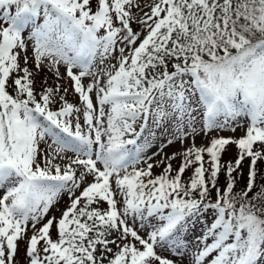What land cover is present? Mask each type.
Here are the masks:
<instances>
[{"label": "snow or ice", "instance_id": "snow-or-ice-1", "mask_svg": "<svg viewBox=\"0 0 264 264\" xmlns=\"http://www.w3.org/2000/svg\"><path fill=\"white\" fill-rule=\"evenodd\" d=\"M261 162L264 0H0V264H264Z\"/></svg>", "mask_w": 264, "mask_h": 264}, {"label": "rangeland", "instance_id": "rangeland-1", "mask_svg": "<svg viewBox=\"0 0 264 264\" xmlns=\"http://www.w3.org/2000/svg\"><path fill=\"white\" fill-rule=\"evenodd\" d=\"M146 2H147V0H139V3H141V4H144ZM132 11L138 12V9L134 7L132 9ZM144 11L147 12V11H150V9L148 7H145ZM139 15H143V13L140 12ZM132 27L134 30L138 31L141 26L139 24L133 23ZM21 63H23V61H21ZM97 63H98V61H97ZM106 63H107V61H106ZM111 63H115V60H112ZM29 67L33 71L34 80H35L34 87H35V90L37 93H39L44 87L55 86L57 83H59L61 85L62 89L63 88L68 89L66 99L69 102L79 106L78 95L74 92L73 87H72V81L70 79L65 77V79L57 81L55 79L54 74L52 72H49L47 70V68H45L42 71H36V69L34 68V66L31 63H29ZM60 71L62 74L65 72V69L63 66H61ZM45 81H47V84L44 83ZM83 83L88 84L89 78H85ZM54 107H59V105H55ZM248 123H249V121L247 118H241V124L243 125V127H238L234 133L230 132V131H223L220 133V135H222V136H236V137L243 136L244 135V128L247 127ZM214 135H216L215 132L210 133L209 137H205L204 134L201 133V135H199L195 138V143L197 146H201V145L206 146L208 144V139L210 138V136H214ZM157 137H158V139L156 141L157 145L162 143L167 138L166 136L161 135L160 131L157 132ZM179 150H180V145L176 144L174 146H169V147L165 148L164 153L171 155L173 152H178ZM152 151H155V148L149 150L147 153H145V155L151 156ZM236 154H237V150H236L235 146H230L226 155L224 156V160H234ZM160 159H161V156L157 155L154 157V159L152 161H149V162L155 163L156 161H159ZM165 163H167V161H165ZM180 163H181V157L179 155L176 157V159L171 161V164H172V167L174 170L178 169ZM262 163L264 164V162H261V164ZM248 166H249V161L246 160L242 165L243 173H244L243 178L245 180L247 179ZM139 167H146V165H139ZM162 167H163V165L155 167L153 169V174L154 175L160 174ZM190 175H191V169H189L185 172L183 179H187ZM213 196H215V195H213ZM67 200H68L67 196H64L59 201V203L56 205V207L50 211L49 215L50 216H56L58 218L60 216L61 211H63V209L65 208ZM102 207H106V204L102 205ZM202 231H203V225H201L200 228H198L195 233L190 234L189 239H188V245H189V249H190L189 256L192 255V251L196 247L197 242H196L195 236L202 234ZM141 234L143 235V233H141ZM55 235H56L55 230H53V238H55ZM110 247H113V249H115V245H110ZM23 248H24V245L21 244V257H20V259H23ZM161 254L165 257L169 256L168 252H163ZM170 258H174V257H170ZM186 264H187V262H186Z\"/></svg>", "mask_w": 264, "mask_h": 264}, {"label": "trees", "instance_id": "trees-1", "mask_svg": "<svg viewBox=\"0 0 264 264\" xmlns=\"http://www.w3.org/2000/svg\"><path fill=\"white\" fill-rule=\"evenodd\" d=\"M258 167L261 169L262 172H264V164L262 163H258ZM220 184L221 186H223L224 184V178L223 176H221V179H220ZM246 184V180L241 177L240 180L238 181V184H237V189H240V188H243ZM213 195H215V192L213 191Z\"/></svg>", "mask_w": 264, "mask_h": 264}]
</instances>
